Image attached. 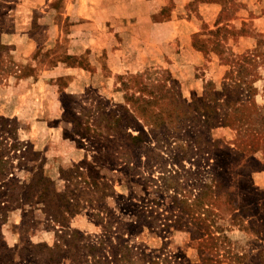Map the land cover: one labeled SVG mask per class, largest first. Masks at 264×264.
Listing matches in <instances>:
<instances>
[{
  "label": "rangeland",
  "instance_id": "374dc122",
  "mask_svg": "<svg viewBox=\"0 0 264 264\" xmlns=\"http://www.w3.org/2000/svg\"><path fill=\"white\" fill-rule=\"evenodd\" d=\"M215 1L224 4L221 16L225 19L241 10L239 15L247 20L245 25L240 30L224 27L209 30L212 21L200 27L198 23L200 19L206 20L207 16L202 15L204 9L196 14L195 7L185 8L196 14L194 17H199L194 20V26L200 28V33L191 40L188 34L180 40H168L165 55L163 52L162 55L144 54L136 69H117L116 66L113 70L108 68L107 56L101 52H84L81 61L87 72L76 70L69 73L70 76L57 72L58 76L54 78L57 73L48 75V69L76 66L78 54L71 55L65 45L60 44L51 48V53L56 54L52 57L50 53H43L45 47L32 56L26 53L31 32L20 36L30 27L32 9L42 14L47 0H0V142L15 140L20 144V152L9 153L11 167L0 166V264H93L87 254L94 251L97 255L100 241L104 242L100 247L101 255L108 264H113L110 247L117 245L119 238L137 253L140 250L147 253L161 250V257L167 264H201L203 256L208 258L207 250L200 246L201 240L190 241L182 228L170 227L168 233L156 234H149L144 229L136 236L129 232L127 223L133 222L134 217L128 211L127 203L146 201V184L149 183L145 181V172L133 175L123 173L124 169L120 167L99 171L100 182L108 184L111 191L106 192L107 196L102 200L95 191L88 197L93 205L110 211L116 222L106 233L89 216L97 211L83 208L82 200L86 195L80 184L70 186V182L73 179L80 181L79 176L82 178L86 164L93 161L92 157L99 166L107 164L102 155H105L106 147L112 148V144L103 138L92 137L84 141L73 132L86 134L83 129L88 124L89 135L105 133L108 127L102 128L101 113L127 107V99L138 97L136 88L141 85H158L160 91L172 89L190 102L201 98L203 87L209 82L216 88L220 82H252V100L256 106L262 107L264 113V0ZM50 16H54V12ZM250 18L260 19L248 21ZM35 22L37 30L34 29L32 34L35 40L41 41V28L47 27V16L40 18L36 15ZM11 34L19 38H11ZM190 41L197 53L190 49ZM254 42H257L256 48H253ZM244 55L247 57L240 63ZM138 60L131 61V64L136 65ZM120 61V65L129 66L130 52L124 51ZM236 63H240L241 73H238ZM225 74H229V79L223 81ZM148 90L146 87L141 89L143 94ZM73 118H78L82 125L73 127L68 122ZM143 129L147 130L146 127ZM211 136L229 143L235 139V133L230 129H216ZM22 152L25 153L23 158L20 157ZM259 152L257 159L264 165L263 145ZM115 156L120 158L119 154ZM115 161L119 164L123 160ZM141 161H144L143 157ZM183 163L187 169L188 165ZM254 180L264 202V171L256 174ZM63 192H68L78 202L77 208L67 206L64 209L62 200L56 197ZM27 195L33 199L31 204L23 201ZM170 195V192L161 193L157 207H154L160 223L168 226L177 215L171 210ZM211 213L208 218L214 223H209L208 230L217 238L212 241L217 245V257H211L207 264H259L258 239L264 230H250L246 225L239 226V222L230 224L227 213L220 214L215 210ZM184 219L178 217L176 224L183 226ZM197 232L203 233V230ZM89 246L96 249L89 250Z\"/></svg>",
  "mask_w": 264,
  "mask_h": 264
},
{
  "label": "trees",
  "instance_id": "16d2710c",
  "mask_svg": "<svg viewBox=\"0 0 264 264\" xmlns=\"http://www.w3.org/2000/svg\"><path fill=\"white\" fill-rule=\"evenodd\" d=\"M246 57H241L240 63ZM240 63H236L238 73L242 72ZM227 75H224L223 81L229 79ZM251 86L252 82H220L216 88L209 82L204 85L200 99L188 102L172 89L160 91L158 85H141L136 88L139 96L127 99L130 103H127V107L101 113L102 128L108 127L105 133L89 135L88 124L83 129L86 134L74 131L73 135L84 141L98 137L112 144V148L106 147L105 155H102L107 164L99 166L96 158L92 157L93 161L86 164L82 178L79 176L80 181L73 179L70 182V186L80 184L86 195L82 200L83 208L97 211L89 215L93 222L105 233L116 223L110 211L93 205L88 195L95 191L99 192L101 200L104 199L111 187L100 182L99 171L120 167L124 169L123 173L133 175L145 172V181L149 183L146 184V201L127 203L128 211L134 217L133 222L127 223L133 236L144 229L149 234H156L168 233L170 227L182 228L190 241L201 240L202 245H199L207 250L208 255V258H201V264H207L211 257H217V245L212 242L217 238L208 230L209 223H214L208 218L212 210L227 213L230 224L239 222V226L246 225L250 230H264L263 197L255 187L254 180L256 174L264 171V165L257 159L259 147L264 146V113L262 107L256 106L252 100ZM145 87L150 90L143 94L141 89ZM68 122L76 128L82 125L78 118ZM216 129L233 130L235 139L229 143L213 138L211 133ZM19 147L15 140L0 142V166L11 167L12 157H9V153L15 150L20 152ZM115 154H119L120 158ZM24 156L22 152L20 157ZM141 157L144 158L143 162ZM115 159L123 161L116 164ZM183 162L188 165L187 169ZM47 183L50 182L47 180ZM167 192L171 193V210L177 213L169 226L160 223L159 214L154 211L160 194ZM57 196L62 200L64 209L67 206L78 207V202L68 192ZM191 196L194 197L189 201ZM23 201L31 204L33 199L27 195ZM64 211L67 213V210ZM244 212L245 215H240ZM178 217L185 218L183 226L176 224ZM198 229L203 233H198ZM260 233L259 264H264V232ZM116 244L110 247L109 252L113 264H167L161 257V250L155 249L150 253L140 250L137 253L121 238ZM103 245L104 242L100 241L97 255L94 251H88L93 264H108L100 252ZM88 249L96 248L89 246Z\"/></svg>",
  "mask_w": 264,
  "mask_h": 264
},
{
  "label": "crops",
  "instance_id": "0c3cea01",
  "mask_svg": "<svg viewBox=\"0 0 264 264\" xmlns=\"http://www.w3.org/2000/svg\"><path fill=\"white\" fill-rule=\"evenodd\" d=\"M190 7H195L196 14H200V9H204L202 15L207 16L206 20H199V17L193 16L196 14L186 11ZM223 9H225L224 4L215 0H47L46 10L42 14L32 9L30 27L20 36H27L31 32L27 38L29 51L26 53L32 56L45 47L46 51L43 53H50L52 57L56 54L51 53V48L60 44L65 45L67 52L70 51L71 55H79H77L76 66H55L48 69L46 72L48 75L60 72L62 76H70L76 70L81 73L87 72V67L82 65L81 61V55L84 52L90 54L101 52L107 56L106 63L110 65L109 69L115 70L116 66L117 69H130V67L136 69L140 66L144 54L165 55L168 40L169 42L173 38L180 40L187 34L191 40L200 33L199 27L204 23L212 21V29L209 30L220 27L240 30L247 22L239 15L241 10L234 12L233 17L225 19L221 16ZM52 12L54 16H50ZM36 15L40 18L47 16V27L41 28L43 36L41 41L35 40L32 34L34 29L37 30ZM196 19L199 20V27L194 26ZM259 19L250 18L248 21ZM12 37L19 38L15 34H11ZM256 43H253V48H256ZM189 46L193 52L197 53L191 41ZM124 51L130 52L129 66L126 67L119 64ZM108 57L112 60H108ZM137 58L139 59L137 64H131V61ZM111 61L118 63L115 65ZM57 63H60L59 59ZM57 76L58 73L54 75V78Z\"/></svg>",
  "mask_w": 264,
  "mask_h": 264
}]
</instances>
